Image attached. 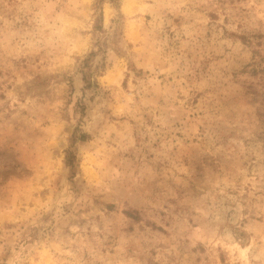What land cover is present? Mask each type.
Here are the masks:
<instances>
[{"label": "rangeland", "instance_id": "obj_1", "mask_svg": "<svg viewBox=\"0 0 264 264\" xmlns=\"http://www.w3.org/2000/svg\"><path fill=\"white\" fill-rule=\"evenodd\" d=\"M0 264H264V0H0Z\"/></svg>", "mask_w": 264, "mask_h": 264}]
</instances>
